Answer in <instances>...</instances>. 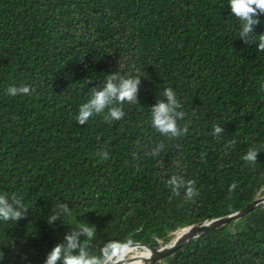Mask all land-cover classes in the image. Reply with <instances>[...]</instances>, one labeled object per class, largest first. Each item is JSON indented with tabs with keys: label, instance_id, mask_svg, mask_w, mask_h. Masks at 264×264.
<instances>
[{
	"label": "trees",
	"instance_id": "1",
	"mask_svg": "<svg viewBox=\"0 0 264 264\" xmlns=\"http://www.w3.org/2000/svg\"><path fill=\"white\" fill-rule=\"evenodd\" d=\"M228 14L226 0H0V193L27 207L0 221V264H42L78 221L95 226V249L159 248L264 197V50L238 39ZM116 70L141 76L136 102L120 120L78 123V106ZM11 85L30 91L9 96ZM166 87L184 113L175 137L151 126ZM173 176L185 181L176 192ZM59 204L71 215L49 223ZM142 264H264V204Z\"/></svg>",
	"mask_w": 264,
	"mask_h": 264
},
{
	"label": "clouds",
	"instance_id": "2",
	"mask_svg": "<svg viewBox=\"0 0 264 264\" xmlns=\"http://www.w3.org/2000/svg\"><path fill=\"white\" fill-rule=\"evenodd\" d=\"M229 14L237 21L238 39L248 43L249 39L256 44L257 50H264V33H257L254 28L260 23L259 16L264 14V0H226ZM141 76L120 74L117 70L105 74L103 84L92 88L87 99L78 106L75 119L84 124L90 117L103 114L106 120H120L124 116L123 104L136 102L138 85ZM29 86L7 87L9 96L28 94ZM162 99H156L150 106L151 126L161 135L175 137L186 128L178 127V121L184 113L180 111L181 105L176 91L171 87L162 90ZM223 129L219 125L213 127L214 134H220ZM234 143V141H233ZM259 150L249 147L243 155V160L249 164L257 161ZM101 155L106 158L107 153ZM168 183L174 192L185 186L182 177L173 176ZM185 195L192 197L196 194L187 182ZM230 189L235 184L229 186ZM58 211L53 210L48 216V222H54L57 217L71 215L66 204L57 205ZM27 207L22 202V196L0 193V221H18L23 218ZM71 233H66L63 242L55 243L44 256L42 264H117L125 255L126 241L107 240L100 244L98 249L93 248L91 241L96 237V228L86 222L78 221L76 227L71 228ZM83 236L84 239H80Z\"/></svg>",
	"mask_w": 264,
	"mask_h": 264
},
{
	"label": "water",
	"instance_id": "3",
	"mask_svg": "<svg viewBox=\"0 0 264 264\" xmlns=\"http://www.w3.org/2000/svg\"><path fill=\"white\" fill-rule=\"evenodd\" d=\"M264 204V197L255 199L252 203L247 205L245 208L230 214L228 216L216 218L210 221L200 222L194 225H191L187 228H184L176 238L166 246H162L159 248H150L143 244H130L125 246L127 248H140L143 250H147L148 253L143 256H131L127 258H123L117 262V264H142L147 262H157L163 258L171 256L176 250L181 248L184 244L189 241L197 238L198 236L205 234L209 231L215 230L219 227H222L228 224L232 220H239L246 216L252 209L255 207Z\"/></svg>",
	"mask_w": 264,
	"mask_h": 264
},
{
	"label": "bare ground",
	"instance_id": "4",
	"mask_svg": "<svg viewBox=\"0 0 264 264\" xmlns=\"http://www.w3.org/2000/svg\"><path fill=\"white\" fill-rule=\"evenodd\" d=\"M133 249H135V248H127V249H125L124 251H125V255H124V257L123 258H125V256L126 255H128ZM148 253V251L147 250H144V253H142V256L143 255H146ZM122 258V259H123Z\"/></svg>",
	"mask_w": 264,
	"mask_h": 264
},
{
	"label": "rangeland",
	"instance_id": "5",
	"mask_svg": "<svg viewBox=\"0 0 264 264\" xmlns=\"http://www.w3.org/2000/svg\"><path fill=\"white\" fill-rule=\"evenodd\" d=\"M142 255V254H141ZM129 256H131V255H127L125 258H127V257H129Z\"/></svg>",
	"mask_w": 264,
	"mask_h": 264
}]
</instances>
